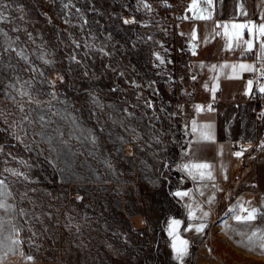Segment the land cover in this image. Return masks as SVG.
Instances as JSON below:
<instances>
[{
	"label": "rangeland",
	"instance_id": "374dc122",
	"mask_svg": "<svg viewBox=\"0 0 264 264\" xmlns=\"http://www.w3.org/2000/svg\"><path fill=\"white\" fill-rule=\"evenodd\" d=\"M173 13L143 0H0V118L40 159L39 175L0 178L22 252L0 254V264H264V248L232 241L239 226L258 223L264 244V133L248 148L258 165L248 163L237 198L199 237L180 222L188 252L178 261L173 251L168 217L184 140L172 113L183 68ZM140 82L156 103L135 94ZM242 208L256 218L236 221Z\"/></svg>",
	"mask_w": 264,
	"mask_h": 264
},
{
	"label": "crops",
	"instance_id": "0c3cea01",
	"mask_svg": "<svg viewBox=\"0 0 264 264\" xmlns=\"http://www.w3.org/2000/svg\"><path fill=\"white\" fill-rule=\"evenodd\" d=\"M143 1L158 8L165 7L167 2ZM196 3L197 7L192 9L193 0H175L172 18L179 38L176 43L184 50L181 63L175 60L176 66L183 65L179 95L183 101L180 107L184 140L179 185L174 190L178 217L168 218L181 222L182 230L190 234L237 196L249 170L248 163L256 155L255 150L249 152L247 145L254 144L258 134L264 133V120L259 123L255 120L248 86L249 75L264 61L261 49L264 37L258 30L253 35L247 28H233V25H256L258 29L264 24V0H212L211 4L196 0ZM197 15L209 18L197 19ZM241 64L250 65L252 70H241L238 67ZM233 65L237 66L235 71ZM214 87L220 94L219 102L205 112ZM261 87L264 83L258 90ZM206 125L211 127L205 128ZM201 131L210 133L212 138L202 137ZM237 152L241 155H235ZM195 164L209 167L197 171L191 168ZM209 172L212 178L208 177ZM178 192L186 195L178 196ZM204 228L196 236H201ZM19 236V217L12 196L0 188V254L20 256L21 250L13 243L19 241Z\"/></svg>",
	"mask_w": 264,
	"mask_h": 264
},
{
	"label": "trees",
	"instance_id": "16d2710c",
	"mask_svg": "<svg viewBox=\"0 0 264 264\" xmlns=\"http://www.w3.org/2000/svg\"><path fill=\"white\" fill-rule=\"evenodd\" d=\"M148 88H152L150 86H145L141 82L137 85V91L135 94L138 97H146L153 100L155 103L158 99L152 94L151 90ZM183 145V144H182ZM181 145V147H182ZM256 165H258V158L255 157ZM40 163V159L32 154L27 145L23 144V142L16 141L12 137L9 136L7 128L2 124V119L0 118V178L3 180L8 179V175L13 170H20L27 172L30 175H39V170L36 168V164ZM44 172L48 173V165L44 163L43 166ZM251 180V185L258 186L261 181L259 173L257 172V168H254V171L249 176ZM53 182H55L54 177H52ZM46 184V182H44ZM176 185H179L177 183ZM169 217H178V213L172 212L169 214ZM51 252L52 256H49L51 259L55 258L58 250L57 245L52 244ZM27 248H24V253L27 254ZM45 253H49L48 250Z\"/></svg>",
	"mask_w": 264,
	"mask_h": 264
},
{
	"label": "snow or ice",
	"instance_id": "6c2138e0",
	"mask_svg": "<svg viewBox=\"0 0 264 264\" xmlns=\"http://www.w3.org/2000/svg\"><path fill=\"white\" fill-rule=\"evenodd\" d=\"M207 2L209 4H211L212 0H207ZM196 7H197L196 0H193V4H192L191 8L192 9H195ZM196 18L197 19H207L209 17L202 16V15H197ZM125 23H129V21H125ZM225 27H227V26H225ZM233 28H239V29H245V28H247L248 31L250 33H252L253 35H255V32L258 30L260 36L264 37V24L259 25L258 26V29H257V26L256 25H251V26H249V25H233ZM237 35H239V33H237ZM193 38L195 39V32H193ZM248 47H249V49H251V47H252L251 41L248 42ZM261 49L264 50V43L261 44ZM232 67H233V70L235 71V69H236L237 66L233 65ZM238 67L241 70H249V71L252 70V67L250 65H243V64H241ZM251 85H252V82L249 81L248 82V86L251 87ZM215 90L216 89L214 87L213 88V92H215ZM260 91L261 92H264V87H261L260 88ZM197 110L198 111L201 110L200 109V106H197ZM209 110H211V109L209 108ZM204 127L205 128H210L211 126L210 125H206ZM193 131L194 132L197 131V128L195 126L193 128ZM200 134H201L202 137H204L206 139H211L212 138L210 133L201 131ZM235 155L240 156L241 153L237 152V153H235ZM184 167L186 169L189 168L188 165H185ZM208 167H209V165H207V164H195V165H191V168H193V169H195L197 171H199L201 169H207ZM200 175H201V178H203L204 173L201 171L200 172ZM207 175H208L209 178H212L210 172ZM176 195L181 196V195H186V193H179L178 192V193H176ZM241 210L242 211H246L247 212V215H245V216H240V215L235 216L234 218H235L236 221H238V222H247V221H252V220H254L256 218L257 209L252 208L250 210H246V209H243L242 208ZM191 215L192 214L189 213L190 218H191ZM204 215L207 216V213H204ZM178 225H179V221H175V220L174 221H171L170 222V225H169V234L174 237L173 244H172V248H173L174 253L176 254V259L178 261H182L183 258H184V256H186L187 255V252H188V247H187L188 242L186 240L180 239L179 236L176 235V229H177ZM203 228H204V225L201 224V225H199L196 228V231L197 232L202 231ZM253 235H255V233ZM13 243H17V241H13ZM261 247L264 248V244H261ZM29 259H31V257H29Z\"/></svg>",
	"mask_w": 264,
	"mask_h": 264
},
{
	"label": "built area",
	"instance_id": "2783aa9c",
	"mask_svg": "<svg viewBox=\"0 0 264 264\" xmlns=\"http://www.w3.org/2000/svg\"><path fill=\"white\" fill-rule=\"evenodd\" d=\"M175 0H167L165 7H168L171 10H174ZM174 54L176 63H181L182 58L184 57V50L178 45V43L174 46ZM249 81L252 82L250 88V96L251 101L254 103V116L255 120L259 123L264 120V92L258 90V86L264 83V61L260 62L257 65V69L252 72L249 77ZM175 97L177 99L176 104L172 108V113L174 116H179L181 114V104L183 101L179 97V90H175ZM220 94L219 92H212L207 99V107L205 108V112H209V108L212 109L219 102ZM260 145V142H259ZM253 144L247 146V148H251Z\"/></svg>",
	"mask_w": 264,
	"mask_h": 264
},
{
	"label": "bare ground",
	"instance_id": "6f19581e",
	"mask_svg": "<svg viewBox=\"0 0 264 264\" xmlns=\"http://www.w3.org/2000/svg\"><path fill=\"white\" fill-rule=\"evenodd\" d=\"M260 228L261 227H258V223H253V224L250 223V224H246L243 226H239L237 233L235 232L236 235L234 237L232 235V241L234 242V244L240 243V244L248 247L249 249H251L254 252H256V251L261 252L260 233H261L262 229H260ZM254 233H255V235H253ZM245 251H247V250L245 249ZM235 256L233 255L232 257L234 259H237L238 257H235ZM251 260L252 259H250L249 261H251Z\"/></svg>",
	"mask_w": 264,
	"mask_h": 264
}]
</instances>
